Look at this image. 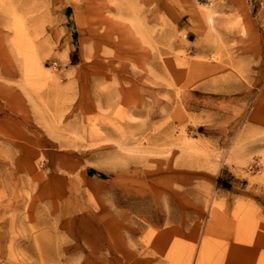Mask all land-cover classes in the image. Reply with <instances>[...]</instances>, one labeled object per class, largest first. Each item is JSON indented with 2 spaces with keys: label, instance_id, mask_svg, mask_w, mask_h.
<instances>
[{
  "label": "rangeland",
  "instance_id": "obj_1",
  "mask_svg": "<svg viewBox=\"0 0 264 264\" xmlns=\"http://www.w3.org/2000/svg\"><path fill=\"white\" fill-rule=\"evenodd\" d=\"M202 241L264 264V0H0V264Z\"/></svg>",
  "mask_w": 264,
  "mask_h": 264
},
{
  "label": "bare ground",
  "instance_id": "obj_2",
  "mask_svg": "<svg viewBox=\"0 0 264 264\" xmlns=\"http://www.w3.org/2000/svg\"><path fill=\"white\" fill-rule=\"evenodd\" d=\"M18 33V32H17ZM19 39V38H18ZM21 39V38H20ZM20 41V40H19ZM19 43V42H18ZM19 44H21V46H22V43H19ZM24 46H26V45H24ZM21 50V49H20ZM26 50H29V48L28 49H26ZM29 52H30V50H29ZM27 54H29L28 53V51H27ZM31 54V53H30ZM30 54H29V56H30ZM28 56V57H29ZM31 57V56H30ZM25 59V58H24ZM30 59V58H29ZM26 60V59H25ZM26 61H28V60H26ZM29 62V61H28ZM31 62V61H30ZM27 67H29V65H27ZM142 195V194H141ZM142 197V196H141ZM214 202V201H213ZM213 205V204H212ZM212 209L214 208V206H212L211 207ZM209 227H210V225H208ZM205 237V236H204ZM206 239L208 238V237H205ZM205 238H203L204 239V241H206L205 240ZM204 241H202V245H201V252H200V254L197 256V258H196V260H195V264H202V261H203V254H204V251H205V249H206V247H207V242H204ZM194 247V246H193ZM193 247H192V249H193ZM191 249V250H192ZM193 251H192V253L190 252V254H191V256L193 255ZM222 264V263H221Z\"/></svg>",
  "mask_w": 264,
  "mask_h": 264
}]
</instances>
